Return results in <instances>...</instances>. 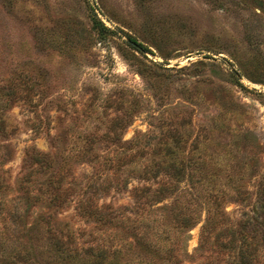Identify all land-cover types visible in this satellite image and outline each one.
Here are the masks:
<instances>
[{"label": "rangeland", "instance_id": "obj_1", "mask_svg": "<svg viewBox=\"0 0 264 264\" xmlns=\"http://www.w3.org/2000/svg\"><path fill=\"white\" fill-rule=\"evenodd\" d=\"M0 110L5 207L19 196L30 147L63 159L66 181L74 177L76 185L65 204L51 207L79 242L113 235L132 241L129 231L78 212L84 198L77 193L112 176L106 160L119 152L111 140L117 116L125 146L170 141L177 130L182 155L207 164L187 173H215L226 183L229 220L250 216L264 173V0H0ZM230 177H242L249 198L232 200ZM157 179L175 190L149 206L150 225H172L170 213L187 207L194 217L181 234L188 264H232L225 249H198L200 186ZM141 183L131 178L125 189H101L95 202L132 206L129 191ZM41 205L34 214L47 211ZM33 221L23 217L27 226ZM255 264H264V246Z\"/></svg>", "mask_w": 264, "mask_h": 264}, {"label": "trees", "instance_id": "obj_2", "mask_svg": "<svg viewBox=\"0 0 264 264\" xmlns=\"http://www.w3.org/2000/svg\"><path fill=\"white\" fill-rule=\"evenodd\" d=\"M128 44L139 51L144 48L132 37H129ZM2 118L0 110V127L4 122ZM122 126V118L117 116L111 126V140L119 152L106 160L112 176L104 177L91 193L86 194L84 188L77 193L84 198L83 202L79 201L78 212L99 225L117 226L129 231L132 241L116 235L108 241H93V237L89 241H77L69 223L58 220L52 211V207H60L69 200L73 185H76L75 178L66 181L69 170L61 162L63 159L56 162L49 153L30 147L26 152L27 169L17 180L19 196L11 208L5 207L4 191L9 188L0 171V264H188L190 256L183 246L181 234L193 224L191 211L186 212L187 207L184 211L173 210L169 217L172 225L160 223L152 226L149 223V206L175 190L173 186L160 183L157 179L160 175L176 183L185 179L190 180L193 186H200L199 195L205 200V218L198 249L209 244L212 251L225 249L232 255V264H255L264 246V173L257 180L252 215L244 212L243 218L229 220L224 209L228 196L226 183L218 182L215 173L201 172L198 176L187 173L191 166L206 169L207 164L204 160L192 161L182 155L185 147L180 143L181 135L177 130L169 135L170 141L159 140L148 147L125 146L119 138ZM146 154L150 155L147 161L137 159ZM119 173H124L120 183ZM131 178L142 182L129 191L133 198L132 206L124 205L119 210L110 204L98 205L95 202L97 195L101 194L99 190L111 187L115 191L125 189ZM241 178L228 179L234 194L230 197L235 202L249 198V192L238 183ZM43 203L47 211L34 214L36 209L41 210ZM27 215L34 217L30 226L23 222Z\"/></svg>", "mask_w": 264, "mask_h": 264}]
</instances>
